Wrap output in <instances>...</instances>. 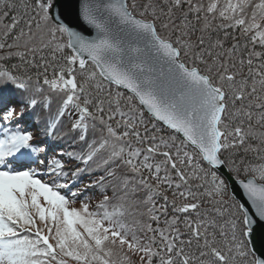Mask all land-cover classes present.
<instances>
[{"label":"snow or ice","instance_id":"snow-or-ice-1","mask_svg":"<svg viewBox=\"0 0 264 264\" xmlns=\"http://www.w3.org/2000/svg\"><path fill=\"white\" fill-rule=\"evenodd\" d=\"M0 264H264V0H0Z\"/></svg>","mask_w":264,"mask_h":264},{"label":"bare ground","instance_id":"bare-ground-1","mask_svg":"<svg viewBox=\"0 0 264 264\" xmlns=\"http://www.w3.org/2000/svg\"><path fill=\"white\" fill-rule=\"evenodd\" d=\"M27 116V115H26ZM27 119H28V116H27ZM32 125L35 126V128L37 127V125L34 123V121H29Z\"/></svg>","mask_w":264,"mask_h":264},{"label":"trees","instance_id":"trees-1","mask_svg":"<svg viewBox=\"0 0 264 264\" xmlns=\"http://www.w3.org/2000/svg\"><path fill=\"white\" fill-rule=\"evenodd\" d=\"M25 119L27 120V117H25ZM21 123H23V121H21ZM30 127H31L32 129H35V128H33L32 125H30ZM34 127H35V126H34ZM85 179H87V178H85Z\"/></svg>","mask_w":264,"mask_h":264},{"label":"water","instance_id":"water-1","mask_svg":"<svg viewBox=\"0 0 264 264\" xmlns=\"http://www.w3.org/2000/svg\"><path fill=\"white\" fill-rule=\"evenodd\" d=\"M91 30H89V33H90ZM238 194H239V190H238Z\"/></svg>","mask_w":264,"mask_h":264},{"label":"rangeland","instance_id":"rangeland-1","mask_svg":"<svg viewBox=\"0 0 264 264\" xmlns=\"http://www.w3.org/2000/svg\"><path fill=\"white\" fill-rule=\"evenodd\" d=\"M23 123H24V122H23ZM23 123H22V124H23Z\"/></svg>","mask_w":264,"mask_h":264}]
</instances>
